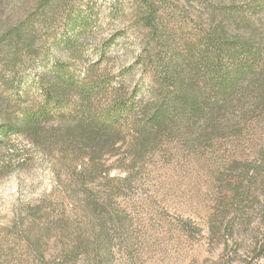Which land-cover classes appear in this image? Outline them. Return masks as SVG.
<instances>
[{"label":"rangeland","instance_id":"1","mask_svg":"<svg viewBox=\"0 0 264 264\" xmlns=\"http://www.w3.org/2000/svg\"><path fill=\"white\" fill-rule=\"evenodd\" d=\"M82 1L94 5L98 28L85 35L86 46L73 59L77 76L88 71L107 83L94 101L98 107L109 109L114 92L141 100L152 72L139 63L146 54L140 56L131 0H118L112 15L115 0ZM219 1L245 3L158 0L163 35L183 48L205 25L207 3ZM102 39L109 42L100 56ZM44 65L26 69L32 97ZM242 111L234 110L236 120ZM200 124L165 135L143 152L134 148L127 121L107 152L79 143L82 132H65L59 120L41 124L36 144L11 135L13 152L0 148V264H264V166L255 184L245 180L258 164L264 118L252 116L239 124V136L211 142ZM229 179L237 181L234 194Z\"/></svg>","mask_w":264,"mask_h":264},{"label":"trees","instance_id":"2","mask_svg":"<svg viewBox=\"0 0 264 264\" xmlns=\"http://www.w3.org/2000/svg\"><path fill=\"white\" fill-rule=\"evenodd\" d=\"M157 1L131 0L139 16L140 56L146 54L139 63L150 67L151 86L139 101L114 92L107 109L94 102L107 83L88 71L77 76L73 64L86 46L85 35L98 28L94 5L82 0H0V148L13 152L8 144L13 134L36 144L39 127L51 120H59L65 132H82L75 140L101 152L116 146L118 128L130 122L134 148L143 152L165 135L198 123L211 142L239 136V124L252 116L264 118V0L207 3L205 25L184 41L183 50L172 36L163 35ZM117 7L115 0L109 14ZM108 40L100 41V56ZM41 62L47 71L36 73L32 97L26 69L37 71ZM235 109L244 110L238 120ZM257 154L258 164L245 175L251 184L262 174L264 141ZM231 180L234 194L239 187ZM252 196L258 198L254 192ZM91 204L98 208L95 201ZM230 220L228 234L234 238L237 231Z\"/></svg>","mask_w":264,"mask_h":264}]
</instances>
